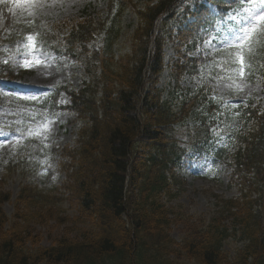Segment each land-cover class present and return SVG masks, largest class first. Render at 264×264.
I'll list each match as a JSON object with an SVG mask.
<instances>
[{
	"label": "trees",
	"instance_id": "trees-1",
	"mask_svg": "<svg viewBox=\"0 0 264 264\" xmlns=\"http://www.w3.org/2000/svg\"><path fill=\"white\" fill-rule=\"evenodd\" d=\"M112 1L118 11L131 5V0ZM175 1L157 0L137 11L140 24L129 53L116 57L106 35L103 47L87 58L91 79L74 99L81 126L67 186L78 215L67 219L49 209L54 196L23 188L9 219L1 208L8 195L0 191V264H264V114L257 109L241 114L251 124L242 138L244 148L235 155L243 193L223 201L201 228L183 222L187 234L180 241L169 235L181 218L160 197L176 195L166 172L183 154L178 133L208 130L205 121L184 125L190 102L161 104L154 88L163 38L157 37L151 53L153 23ZM252 65L247 76L264 87V48L253 50ZM126 171L130 182L125 191ZM39 206L48 209L41 214ZM49 222L63 226L62 235L42 246L33 226ZM231 224L235 230L230 233ZM236 232L242 246L230 258L223 246Z\"/></svg>",
	"mask_w": 264,
	"mask_h": 264
},
{
	"label": "rangeland",
	"instance_id": "rangeland-1",
	"mask_svg": "<svg viewBox=\"0 0 264 264\" xmlns=\"http://www.w3.org/2000/svg\"><path fill=\"white\" fill-rule=\"evenodd\" d=\"M140 1L143 3L148 0ZM47 5L42 8H33L28 0H18V3L15 2L9 9V14L13 16L27 15L35 18L49 17L58 20L80 16L81 12L86 9V14L94 18L102 19L105 17L106 0H62V2L55 4L52 0H47ZM2 16L0 13V29L4 26V17ZM134 24L135 18L131 14H125L122 18L120 39L117 44L119 50L122 48L121 52L125 50L128 35ZM206 47V45L202 47L198 45L195 52L207 55L209 53L205 51ZM183 48L184 46L181 49ZM164 50L166 58L174 57L171 42L165 43ZM20 54L21 52L0 55V66L10 69L14 75L12 81L7 83L5 72H0L2 84L17 87L22 92L39 94L56 86L78 88L84 79L81 70L72 62L60 60L55 64L52 57L46 55L48 57L46 61L42 59L40 63H37L36 58L29 56L30 65L26 66L24 60L20 59ZM166 74V72L163 74L160 86L168 81ZM201 83H205L214 89L221 100L237 102L251 100L254 104L258 102L264 104V91L260 85L254 83H245L243 90L237 91L234 86H228V80H218L215 76L204 78H187L184 76L181 84L194 88ZM168 86L169 88L164 91L163 96L170 88L173 89V83ZM61 101L64 102L66 99L62 96ZM219 111L216 108L209 112L211 117L216 119L218 126L221 125L220 122L222 121L218 116ZM19 114V110L12 104H0V130L6 134L0 135V180L5 182L4 191H9L12 194V199L15 198L23 184L44 191L51 186H60L63 183L65 173L60 172L57 168L58 150L65 145H74L76 130L79 125L74 115L64 111L56 113L53 119L38 123L25 121L28 118L19 117ZM222 138L224 139L223 136ZM25 139L35 144L19 152L16 147L20 146V143ZM220 141L222 142V139ZM208 167L209 164L204 162L190 163L182 172L189 184L188 190L179 200L184 218L193 216L196 219L207 220L214 210V199L211 194L222 197L237 195L236 190L229 182L224 167L217 168V171H212ZM4 209L11 216L13 206L7 204ZM33 227L35 232L40 235L41 244L44 246L50 245L54 238L62 235L63 227H53L52 222H49L47 226H41L42 228ZM172 236L176 239L183 237V226L173 227ZM235 246V242H229L225 246V250L232 255Z\"/></svg>",
	"mask_w": 264,
	"mask_h": 264
},
{
	"label": "snow or ice",
	"instance_id": "snow-or-ice-1",
	"mask_svg": "<svg viewBox=\"0 0 264 264\" xmlns=\"http://www.w3.org/2000/svg\"><path fill=\"white\" fill-rule=\"evenodd\" d=\"M52 2L55 4L62 0ZM181 2L193 13L191 19L198 26L197 35L201 37V45L207 46L205 51L209 55L219 53L221 50L224 52L222 57L213 58L212 67L220 68L226 73L217 76V79L228 80L229 87L234 86L237 91H242L246 83L243 77L252 71L253 50L264 48V0H225L229 5H239L228 10L216 7L209 0L204 11L197 9V3L204 4V0ZM28 3L33 8L48 6L47 0H28ZM29 56L36 58L37 63L42 59L45 61L48 59L36 37L31 34L26 36L20 54V59L24 60L26 66L30 65ZM206 70L210 72V69ZM0 135L6 134L0 130Z\"/></svg>",
	"mask_w": 264,
	"mask_h": 264
}]
</instances>
